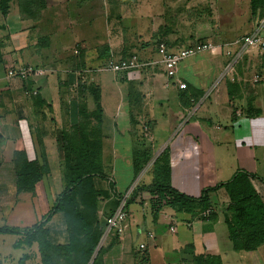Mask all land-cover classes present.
<instances>
[{
    "label": "crops",
    "instance_id": "0c3cea01",
    "mask_svg": "<svg viewBox=\"0 0 264 264\" xmlns=\"http://www.w3.org/2000/svg\"><path fill=\"white\" fill-rule=\"evenodd\" d=\"M205 1L46 0L34 20L13 1L0 13V229L37 225L65 188V155L96 145L101 205L110 211L128 194L129 213L124 235L105 229L101 264H264V243L252 250L233 245L224 218L230 200L221 186L244 174L264 201V53L230 45L252 33L264 37V15L252 16L249 1L244 10L239 0H227L224 10L209 0L213 15H206ZM207 39L217 47L178 68L185 89L165 88L158 45L176 52ZM131 57L148 65L105 69L109 60ZM22 66L36 73L7 76ZM159 159L166 173L155 169ZM34 161L47 172L20 191L16 171ZM162 178L193 199L207 191L209 217L167 206L154 216L142 189ZM43 227L53 243L66 241L60 213ZM6 238L22 251L14 246L20 235L0 233V242Z\"/></svg>",
    "mask_w": 264,
    "mask_h": 264
},
{
    "label": "trees",
    "instance_id": "16d2710c",
    "mask_svg": "<svg viewBox=\"0 0 264 264\" xmlns=\"http://www.w3.org/2000/svg\"><path fill=\"white\" fill-rule=\"evenodd\" d=\"M12 2L13 0H0V13L3 16L8 13ZM45 2L46 0H23L19 4L20 14L24 18L34 20L44 7ZM249 6L252 16L256 14L258 16L264 15V0H249ZM69 144L67 147L70 146L73 149V145L70 142ZM78 147L79 150L74 155L75 158L70 153L65 155L63 161L65 188L56 197L46 220L48 221L50 215L54 213L61 214L66 230V243L64 245L53 244L47 232L42 230L41 227L43 226L37 224L30 230L24 231L26 236L32 232V236L19 240L14 244L17 248L22 244L31 246L35 242L38 243L42 264H57L61 258L64 259V264H101V249L98 250L96 257L92 259L96 242L102 234V228L106 229V219L114 213L120 200L115 203V206L109 207L110 211L106 210L108 214L103 213L102 216H99L101 220L98 218V212L103 207L99 198L102 197L101 195L105 196V192L103 193L95 187V179H103L100 171L99 153H97L96 145L86 148V145L80 144ZM39 168L38 163L34 161L24 163L16 171V185L20 191L31 190L43 176L42 172H47ZM155 169L166 173V161L164 159L156 160ZM221 186L225 187L230 200L224 218L233 245L243 250L255 249L264 243V201L255 193L249 178L244 174H237L230 182ZM136 190H139V188ZM142 190L149 197H152L150 209L154 216H157L165 206L191 213L192 216L196 217L199 215L202 217L201 214L209 209L207 191H204L199 199H193L168 186L165 178H162L159 182L155 181L153 185ZM126 207L128 208L127 203ZM106 208L108 206H105L104 209ZM21 232L16 229H0V233L20 235ZM35 232L42 233L44 236H39L40 238L37 239L34 235ZM75 244H77L76 248L78 250L75 254L74 252H55V247L60 246L67 249L68 247L63 246L70 245L73 247ZM91 259L93 260L92 263Z\"/></svg>",
    "mask_w": 264,
    "mask_h": 264
},
{
    "label": "built area",
    "instance_id": "2783aa9c",
    "mask_svg": "<svg viewBox=\"0 0 264 264\" xmlns=\"http://www.w3.org/2000/svg\"><path fill=\"white\" fill-rule=\"evenodd\" d=\"M233 46L238 47V49L247 53L250 52H258L264 53V37H261L255 33L248 34L243 36L242 38L236 40L232 44ZM217 45L214 44L211 40L207 39L204 41L195 42L191 46L187 48H183L176 52H170L167 50L163 43H160L157 47V54L159 56L158 62L162 65L164 70V75L166 78L164 87L169 88L172 84H175L178 89H185V85L180 81H177L176 76L178 72V68L180 64L189 57H193L202 52L210 51L216 48ZM155 63V62H154ZM151 62V65L154 64ZM148 65L142 64L138 61L136 57H131L124 60L113 61L109 60L106 64L105 69L113 72H126L129 70L139 69ZM36 73V70L31 66H22L16 69H9L7 71V76L9 78H19L20 80H26L29 76H32ZM258 81L255 78V82ZM146 130V127H144ZM128 196H124L115 209L114 213L106 219V231L112 232L118 236H122L128 229V218L129 213L126 207ZM210 214L209 210H206L203 213V218H207ZM171 222L172 219L169 218ZM169 227V231L175 232V223ZM147 238H153L152 233L148 232ZM140 250L145 249V244L140 243L138 245Z\"/></svg>",
    "mask_w": 264,
    "mask_h": 264
},
{
    "label": "rangeland",
    "instance_id": "374dc122",
    "mask_svg": "<svg viewBox=\"0 0 264 264\" xmlns=\"http://www.w3.org/2000/svg\"><path fill=\"white\" fill-rule=\"evenodd\" d=\"M14 1V4L17 5V7L19 8V4L23 2V0H13ZM209 0H206L205 2V12H206V15H213L212 13V9L209 7L211 5V2H208ZM219 2H222L220 3L221 4V7L223 10L224 8L226 7V4H227V0H217ZM214 0V2H216V6H218L217 4L219 2H217ZM240 2V5H241V8H243L245 10L246 6H247V3L249 0H239ZM19 2V3H18ZM211 15V16H212ZM240 22H238V24L235 26L237 27L238 29H241L244 25V21L242 20H239ZM207 22H208V19H207ZM221 22L223 23V25H228L226 21H224L223 19H221ZM208 24V23H207ZM232 29V28H231ZM125 196H128V194H126ZM40 200H42L40 198ZM54 205V203H53ZM49 206V205H48ZM46 204L44 205V207H48ZM53 207V206H52ZM52 207H48L45 209L43 215L41 216L40 220L38 221V225L41 224L42 226H44V224L47 222V218H48V215L50 214L51 210H52ZM44 209V208H42ZM49 209V210H48ZM104 214H108V211L106 212V209H104V207H102V210H99L98 214V218L101 220V218L99 216H102ZM53 215V214H52ZM50 215V217L52 216ZM200 217V215L198 216ZM60 220V215H57L55 216V218L52 220V225H57V222ZM166 226V225H165ZM55 228V226H52ZM43 228L42 230H45L47 232V235L49 237V235H51V231H50V227L49 230L47 228H44V227H41ZM57 228V227H56ZM58 228H62L60 226H58ZM102 234L101 236L99 237V240L98 242H96V249H95V252L96 250H99L101 249V247H103V242L104 240L106 239V231L104 229V227L102 228ZM22 234H20L22 237V239L20 240H23V239H27L28 237L32 236V232H30L28 234V236H26V232H21ZM34 235L36 236V238L38 239V237H42V235L44 236V234L42 233H39V232H35ZM39 237V238H40ZM165 238H171V235L168 234V231L166 232V234L164 235ZM62 237H56V239L62 243ZM13 239H10V238H6L5 239V242H0V264H42V260H41V257H40V253H39V250H38V243H33L31 246H28L26 244H22V251L20 250H15L11 247V244H12V241ZM16 240V238L14 239ZM12 241V242H11ZM53 243V242H52ZM66 243V241H64L63 244L61 245H64ZM53 244H56V243H53ZM77 244L73 245V247H71L70 245H67V246H63V247H68L67 249L65 248H62V247H55V252H78L77 248H76ZM21 247V248H22ZM24 256H26L23 260H21ZM92 259H93V256H92ZM91 259V261H92ZM57 264H64V259L61 258V260L59 259L58 263Z\"/></svg>",
    "mask_w": 264,
    "mask_h": 264
}]
</instances>
